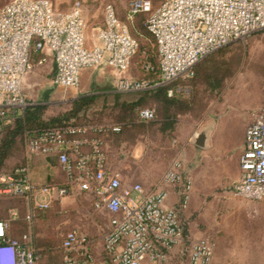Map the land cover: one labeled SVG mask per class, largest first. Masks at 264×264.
I'll return each instance as SVG.
<instances>
[{"label": "built area", "instance_id": "2783aa9c", "mask_svg": "<svg viewBox=\"0 0 264 264\" xmlns=\"http://www.w3.org/2000/svg\"><path fill=\"white\" fill-rule=\"evenodd\" d=\"M139 13L145 14V28L156 47L157 84L192 77L194 66L205 56L264 29V0H129L124 19L114 4H105L103 23L95 30L94 45L88 47V23L79 0L63 12H56L50 0H11L0 6V138L4 125L28 105L24 80L45 62L46 53L54 61L53 84L63 89L78 87L84 68L107 64L125 73L139 48L128 23ZM143 68L154 69L148 62ZM149 86L145 79L125 76L115 83L121 92ZM139 117L154 119V108L140 110ZM119 130V125L90 124L48 129L27 138L28 155H56L65 174L62 183L40 190L59 200L75 193L90 194L94 206L110 214L102 241L111 264H175L176 256L185 259L183 264H211L215 248L211 237L189 240L184 247L180 214L188 204L191 181L181 159L174 157L149 189L139 182L123 184L108 167L102 138ZM239 168L233 194L264 200V101L245 129ZM169 186H177L179 198L168 206ZM36 190L26 166L0 173V198H29ZM49 203L37 206L46 208ZM17 217L18 211L11 209L7 218L0 219V264H38L40 254L30 245L31 233L22 235L27 244L9 234ZM25 219L33 222L31 210ZM92 243L85 232L68 230L61 241L64 264H106L94 257Z\"/></svg>", "mask_w": 264, "mask_h": 264}, {"label": "rangeland", "instance_id": "374dc122", "mask_svg": "<svg viewBox=\"0 0 264 264\" xmlns=\"http://www.w3.org/2000/svg\"><path fill=\"white\" fill-rule=\"evenodd\" d=\"M11 0H0V6ZM56 12L68 10L76 0H50ZM88 23L86 45L91 47L95 41V30L103 23V10L107 3L114 4L118 15L124 19L129 0H79ZM144 17L134 18L128 23L132 36L139 44L134 56V71L139 78L143 67L148 62L157 64V52L153 39L143 24ZM138 22L139 24H136ZM222 62L226 67L225 77L218 90L203 77L193 84L175 83L177 96L188 100L189 109L177 117L178 130L172 134L176 141L175 150L169 161L179 157L183 172L191 181L189 200L181 211V219L186 231L190 220L200 219L205 236L221 243L224 249L233 242V246L247 251L249 264H264V200L251 201L233 194L232 185L239 175L238 159L242 150L243 135L264 101V29L248 35L243 40L233 41L221 49L201 59L198 64ZM210 63V65H211ZM206 65V63H205ZM209 65V64H208ZM36 66L24 83L23 94L27 103L43 104L46 115L57 114L66 110L74 94L57 87L51 81L47 70ZM172 93V94H173ZM146 108H154L147 106ZM209 126L208 142L205 147L197 146L193 139L204 127ZM154 125L146 127L148 133L141 139L145 146L155 147L160 144L159 135L152 134ZM228 136L227 142L223 137ZM170 140H172L170 138ZM149 142V143H148ZM167 144V143H165ZM143 146L141 142V147ZM135 145L113 151L111 163L120 167L128 175L133 170L139 171ZM167 145L165 150H167ZM157 153V151L155 152ZM119 156V157H118ZM16 162V158H13ZM159 155H155L153 164L148 167L152 176H160ZM169 164V163H167ZM147 169V170H148ZM196 202L192 206V196ZM13 198H0V212L7 217ZM63 205H49L52 208L50 224L45 226L44 240L52 243L54 254L44 256L43 264H61L59 254L63 235L71 229H79L92 239V252L98 261H103V235L109 227L110 214L103 208H96L93 197L87 193H75L64 198ZM52 206V207H51ZM26 212V211H25ZM15 228L21 233L30 232L31 246L38 248L40 239L33 232L34 222L18 221ZM31 226V228H30ZM13 227V222H12ZM12 230V228H11ZM10 230V231H11ZM9 234L12 236L11 232ZM184 258L175 257V264H183ZM230 263V262H229ZM228 263V264H229ZM42 264V263H41Z\"/></svg>", "mask_w": 264, "mask_h": 264}, {"label": "trees", "instance_id": "16d2710c", "mask_svg": "<svg viewBox=\"0 0 264 264\" xmlns=\"http://www.w3.org/2000/svg\"><path fill=\"white\" fill-rule=\"evenodd\" d=\"M152 1L153 3H156L157 0ZM140 16L144 17L143 24L145 25V14L139 13L135 16V19L137 20ZM136 24L139 23L136 22ZM210 63L211 60L204 62V64L201 65L197 63L194 66V75L192 77L179 78L166 84H158L150 90H142L141 92L136 93L134 99L130 101H119L120 94H117L115 95L114 104L112 106H104L101 110H93L96 102V97L94 96L81 97L73 100L66 110L51 115H46V106L43 104H28L22 112L16 113L11 122L5 124L3 127L0 138V173L12 172L17 168L24 167L25 165L19 163L18 161L15 165L8 166L7 161L8 159L19 156L24 147L25 138L37 136L44 130L61 129L67 126H83L102 122H115L120 125V130L115 133V135L118 136V139L124 138L133 142L136 133L144 131L149 124L157 125L158 128L162 129V131L168 127L172 128L175 125L177 117L189 110L186 107L189 102L188 100L179 98L176 92L169 95L168 90L174 91L175 83L177 82H184L188 85H192V80L200 81L203 77L209 79V83L213 86V88L218 90L220 82L226 75L223 73V71L226 70V67L222 64V62L217 63L214 61L211 65ZM153 68V70L147 71V73H149L147 75L148 77L144 79L148 80L149 76H152L151 78L153 80L148 81L149 83L154 84L159 81V72L157 64L153 66ZM147 106L154 107L155 118L149 120L148 123H145L139 117V112ZM169 136L172 137V133H170ZM7 198H13V201L10 202L12 205L11 209H16L18 211V217L11 221L9 232H11L12 237L18 239L22 244H27L22 238V235L26 232L21 233L19 228H15L18 221H26L25 215L28 212V206L25 204V200L27 197L10 196ZM48 207L41 208L39 206H34V208L31 209L35 226L32 233H34L41 240L39 244L40 246L36 248L40 254L38 264H43L42 260L44 256L54 254L52 251V243L44 240L46 231H44L45 227L43 225L46 227L49 226V217L52 213V208ZM0 219H4V217L0 215ZM184 237V247H186L189 244V238L185 225ZM59 254L61 257V264H64V251L61 248V242ZM103 254V260L105 263L111 264L105 251H103Z\"/></svg>", "mask_w": 264, "mask_h": 264}, {"label": "crops", "instance_id": "0c3cea01", "mask_svg": "<svg viewBox=\"0 0 264 264\" xmlns=\"http://www.w3.org/2000/svg\"><path fill=\"white\" fill-rule=\"evenodd\" d=\"M95 41V38H94ZM46 60L45 62L40 66L43 67V70H47L49 77L51 78V81L53 83V77L55 73V66L54 61L51 56V54L46 53L45 54ZM136 63H134V58L131 62L130 68L123 74H120L118 71H116L113 67L103 64L98 67L93 68H84L81 71L80 75V84L76 88H67L64 89L65 91L74 94L70 101L76 100L81 97H87V96H94L96 97V102L93 107V110H101L104 106H112L115 102V95L120 94L119 101L126 100L130 101L134 99L135 94L138 92H141L142 90H150L154 88L157 83H149L150 86L145 89L137 90V91H129V92H121L118 91L115 87L116 80L119 76H125L131 79L141 80L146 77L149 73L143 72L142 77L139 78L138 73L134 71V66ZM31 74V73H30ZM30 74L25 78L24 83H26V80L30 76ZM152 76H149L148 80H153L151 78ZM147 80V81H148ZM149 82V81H148ZM23 83V88H24ZM59 87V86H57ZM70 102V103H71ZM29 104V103H28ZM35 104V103H31ZM145 123H148L147 120H143ZM97 124H109V125H118L115 122H102ZM176 124V123H175ZM120 126V125H119ZM178 130V126L174 125L172 128L168 127L165 130L162 131V129L158 128L157 125H154V128L152 129V134H155L156 136L159 135V140H161L160 144L157 146H149L147 144L145 146L144 141L141 139L145 136V134L148 133V130L140 131L136 133V136L134 138L133 142H130L128 139L119 138L115 135L116 132H109L104 134L102 136L104 141V147L108 155V167L109 169L117 173L120 178L121 182L123 184H131L135 182H139L143 185L145 189H149L153 184L156 183V181L159 180L160 176H152L150 174V170L148 167L152 165L153 160L155 159V155H159L160 159V172L164 171L166 167L168 166L167 163H169V156L173 153L175 150V144L176 141L169 136L170 133L174 134ZM245 134V133H244ZM170 138L172 140H170ZM229 139L228 136L223 137V142H227ZM26 141L27 138L24 140V147L22 149V152L19 154L18 157H16V162L13 161V158L8 159L7 165L12 166L17 163H22L28 168V174L31 179V181L37 186V190L33 193V195L29 198H26L25 204L28 206V211L33 209L34 206H37L39 203L50 201L49 205H57L60 203V205H63L65 203L64 198L59 199H50V196L44 193L40 190L42 186H45L47 184H60L65 180V174L62 171L58 161L57 157L54 154L44 155V154H34V155H28L26 152ZM141 142L143 146L141 147ZM149 143V142H148ZM167 143V144H165ZM125 145L133 146L135 145V153H136V160H133V162L136 163V166L140 168L139 171L133 170L132 172H129L128 175L125 173L123 169L120 167H115L111 161H112V154L113 151H118L125 147ZM167 145V150H165ZM244 147V135H243V144H242V150ZM84 151L87 150L86 147L83 148ZM241 150V153H242ZM157 151V153H155ZM240 153V154H241ZM240 156V155H239ZM73 157V156H72ZM119 157V156H118ZM173 159V158H172ZM148 169V170H147ZM238 170L239 175L237 179L240 176V168H239V159H238ZM237 179L234 181V183L237 181ZM233 183V184H234ZM233 187V185H232ZM169 197L166 201V205H173L178 201L179 195H178V188L177 186H169ZM196 194L192 196V203L193 206L196 202ZM10 211V210H9ZM3 214L0 212V215ZM9 216V214H8ZM7 216V217H8ZM4 217V218H7ZM182 220V219H181ZM200 219H193L190 220L189 226L187 229L188 238L190 241L196 240L198 238L204 237L206 233H208L207 227L203 228V223ZM183 222V221H182ZM183 225L184 222H183ZM230 262V263H229ZM249 264V257L247 254V251L244 253L241 251V249H237L233 246V242L230 243L228 246H225L224 249L221 247V243L218 241H215V248H214V254L212 258L211 264Z\"/></svg>", "mask_w": 264, "mask_h": 264}, {"label": "water", "instance_id": "95a60500", "mask_svg": "<svg viewBox=\"0 0 264 264\" xmlns=\"http://www.w3.org/2000/svg\"><path fill=\"white\" fill-rule=\"evenodd\" d=\"M209 126L202 128L194 137L193 141L197 146L205 147L208 142Z\"/></svg>", "mask_w": 264, "mask_h": 264}]
</instances>
